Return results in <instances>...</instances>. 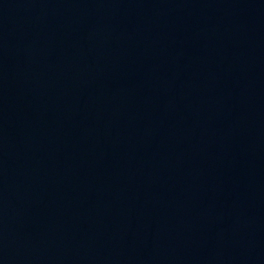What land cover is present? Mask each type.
I'll list each match as a JSON object with an SVG mask.
<instances>
[{
  "label": "water",
  "instance_id": "water-1",
  "mask_svg": "<svg viewBox=\"0 0 264 264\" xmlns=\"http://www.w3.org/2000/svg\"><path fill=\"white\" fill-rule=\"evenodd\" d=\"M0 264H264V0H0Z\"/></svg>",
  "mask_w": 264,
  "mask_h": 264
}]
</instances>
